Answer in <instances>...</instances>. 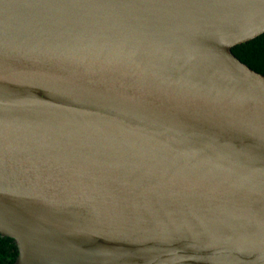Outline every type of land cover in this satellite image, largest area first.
<instances>
[{"label": "water", "instance_id": "water-1", "mask_svg": "<svg viewBox=\"0 0 264 264\" xmlns=\"http://www.w3.org/2000/svg\"><path fill=\"white\" fill-rule=\"evenodd\" d=\"M264 0H0V237L13 264H264Z\"/></svg>", "mask_w": 264, "mask_h": 264}, {"label": "trees", "instance_id": "trees-1", "mask_svg": "<svg viewBox=\"0 0 264 264\" xmlns=\"http://www.w3.org/2000/svg\"><path fill=\"white\" fill-rule=\"evenodd\" d=\"M232 53L254 71L264 75V34L232 48ZM17 249L9 238L0 237V264H13Z\"/></svg>", "mask_w": 264, "mask_h": 264}]
</instances>
